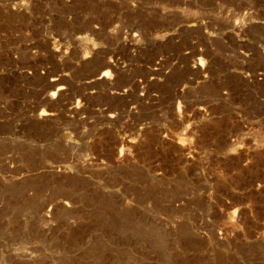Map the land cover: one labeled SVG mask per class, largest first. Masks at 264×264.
<instances>
[{
	"label": "rangeland",
	"instance_id": "374dc122",
	"mask_svg": "<svg viewBox=\"0 0 264 264\" xmlns=\"http://www.w3.org/2000/svg\"><path fill=\"white\" fill-rule=\"evenodd\" d=\"M0 264H264V0H0Z\"/></svg>",
	"mask_w": 264,
	"mask_h": 264
},
{
	"label": "bare ground",
	"instance_id": "6f19581e",
	"mask_svg": "<svg viewBox=\"0 0 264 264\" xmlns=\"http://www.w3.org/2000/svg\"><path fill=\"white\" fill-rule=\"evenodd\" d=\"M106 65L108 66V67H110V66H112V63H106ZM114 65V64H113ZM107 68V67H106ZM112 68V67H111ZM105 75V73H103V75L102 76H104Z\"/></svg>",
	"mask_w": 264,
	"mask_h": 264
}]
</instances>
